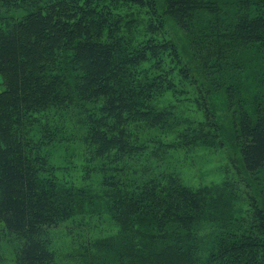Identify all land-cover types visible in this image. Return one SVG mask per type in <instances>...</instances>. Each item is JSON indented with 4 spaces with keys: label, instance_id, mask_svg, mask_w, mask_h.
<instances>
[{
    "label": "trees",
    "instance_id": "trees-1",
    "mask_svg": "<svg viewBox=\"0 0 264 264\" xmlns=\"http://www.w3.org/2000/svg\"><path fill=\"white\" fill-rule=\"evenodd\" d=\"M220 136L232 169L185 183ZM58 234L92 264H264V0H0V250L61 264Z\"/></svg>",
    "mask_w": 264,
    "mask_h": 264
},
{
    "label": "rangeland",
    "instance_id": "rangeland-1",
    "mask_svg": "<svg viewBox=\"0 0 264 264\" xmlns=\"http://www.w3.org/2000/svg\"><path fill=\"white\" fill-rule=\"evenodd\" d=\"M173 34L180 47L184 48L186 37L176 30L173 31ZM214 98V101L211 100L212 107L216 106L218 110L223 111L224 106L223 104H220L224 102L223 95L218 93L214 96ZM224 123L227 125L226 118L224 119ZM224 135H226V133ZM219 139V143L221 141L224 143H218L217 145L208 148H195L191 151H188L186 155L178 152V154H181L178 161L179 165L181 164L183 167V169L180 168V170L183 174V178L185 179V183L196 186L198 184L208 183L210 181L215 182L232 169L231 167L233 166L235 156V146L230 143V136H220ZM55 157L56 156L53 158ZM74 161L78 162L79 160L75 159ZM57 165L63 166L64 163L59 161L57 162ZM177 166L178 164L176 165V168H178ZM58 173L61 174V177L64 175L63 170ZM96 177L98 176L96 175L95 178ZM103 215L106 214L103 213ZM54 243L55 248L57 249V254L59 253L61 255L59 256V261L61 264H92L88 261L89 259H87V262H84L85 260L79 257L78 260L73 258L69 259L67 257V249L75 251V248L70 247L71 245L65 236L58 234ZM10 248L11 247H4L5 250H0V254L2 255L0 256L2 257L0 258V264H14L13 256L9 250Z\"/></svg>",
    "mask_w": 264,
    "mask_h": 264
}]
</instances>
